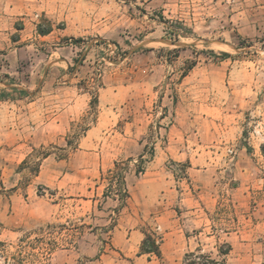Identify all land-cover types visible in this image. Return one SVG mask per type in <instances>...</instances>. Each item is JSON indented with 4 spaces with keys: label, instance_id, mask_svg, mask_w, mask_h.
Masks as SVG:
<instances>
[{
    "label": "rangeland",
    "instance_id": "rangeland-1",
    "mask_svg": "<svg viewBox=\"0 0 264 264\" xmlns=\"http://www.w3.org/2000/svg\"><path fill=\"white\" fill-rule=\"evenodd\" d=\"M39 28L50 31L41 34ZM21 34L43 50L34 48L24 52L22 60L14 61L16 54L8 53L18 46L15 41ZM224 52L229 56L223 57ZM65 73L80 77V86L93 96L88 113L75 121L69 133L73 140L96 118L100 88L131 85L140 96L130 105V116L142 109L141 95L148 94L144 113L153 131L148 133L149 144L142 156L117 162L111 173L100 179L97 176V186L105 187L100 189L101 195L85 197L93 201L58 195L54 185L34 188L39 195L47 194L46 199L32 201L34 209L51 210L49 203L61 199L63 205L0 240V264H55L50 260L52 253L70 247L71 237L103 234V224L116 222L119 209L130 196L128 170L133 167L138 175L145 173L159 127L165 139V128L173 123L187 126L191 117L201 113L207 116L203 140L209 145L217 144L219 132H213V125L219 126L224 118L240 126L238 143L251 148L248 142L254 136L264 149V0H0V79L10 85L0 84L1 107L16 113L24 110L32 97L27 88L39 89L41 77L47 75L56 83ZM228 104L225 116L218 106ZM178 110H184L185 115H178ZM23 118L16 115L13 120ZM60 149L49 144L35 148L20 162H4L9 153L0 145L3 188H20L22 195L46 156L54 152L66 156L68 152ZM227 152L228 156L236 153L232 147ZM168 166L177 168L174 162ZM108 195L117 201H109ZM223 202L231 218L228 205L232 202ZM3 228L0 225V235ZM79 245L83 249L88 246L84 242Z\"/></svg>",
    "mask_w": 264,
    "mask_h": 264
},
{
    "label": "crops",
    "instance_id": "crops-1",
    "mask_svg": "<svg viewBox=\"0 0 264 264\" xmlns=\"http://www.w3.org/2000/svg\"><path fill=\"white\" fill-rule=\"evenodd\" d=\"M37 36L48 39L47 35ZM27 39L21 34L15 41L18 46L9 50L8 55L16 54L14 61L22 60L24 52L34 48L43 50L32 38ZM50 79L49 75L41 77L37 90L27 88L32 97L18 113L0 103V145L9 153L4 162H20L35 148L49 144L68 152L65 157L56 152L46 156L22 195V189L6 190L0 182V225L4 226L0 240L63 205L61 199L49 203L51 210L34 209L32 201L47 195H39L34 188L54 185L58 195L93 201L85 197L99 196L105 187L97 186V176L100 179L102 174L111 173L117 162L139 157L149 144L150 121L144 113L148 94L141 95L142 109L132 117L130 105L140 96L133 87L103 86L98 93L96 118L73 140L69 133L75 121L88 113L93 96L80 86L81 78L76 74L59 77L56 83ZM1 83L10 86L6 79H0ZM229 107L220 105L218 109L226 116ZM183 112L178 110L177 114L184 116ZM16 115L24 118L13 120ZM207 121V116L199 113L187 126L173 123L164 129L165 139L159 127L145 173L138 175L133 167L126 173L130 196L119 209L116 222L104 223L103 234L71 237L70 247L52 253L50 260L55 264H185L187 254L206 252L218 264H264V183L259 184L264 181L262 141L253 136L248 142L251 148L238 143L240 126L223 118L219 126L211 128L219 132L217 144L209 145L203 140ZM189 130L194 133H187ZM231 147L236 151L234 156L227 154ZM170 162L177 168L170 169ZM81 195L84 197L79 199ZM106 198L117 201L109 195ZM225 200L232 202L228 205L231 218L223 207ZM147 235L156 240L158 254L142 250ZM81 242L88 244L86 249L79 245ZM222 248L228 251L223 253Z\"/></svg>",
    "mask_w": 264,
    "mask_h": 264
},
{
    "label": "trees",
    "instance_id": "trees-1",
    "mask_svg": "<svg viewBox=\"0 0 264 264\" xmlns=\"http://www.w3.org/2000/svg\"><path fill=\"white\" fill-rule=\"evenodd\" d=\"M49 31L50 30H44V29L39 28V32L41 34H47ZM227 56H229V53L224 52L223 57H227ZM190 68H192V66L189 67V69ZM123 179L124 178L122 177V174H121L120 180L122 183L124 182ZM142 250L146 251V252L153 251L157 254L159 253L158 244H157L156 240L150 235H147V237L145 238V240L142 244ZM227 251H228V249H226V250L222 249L221 250V252H223V253H226ZM197 258H200L199 263L197 262ZM196 262H197V264H218V261H216L210 254H207V253L191 252V253L187 254L185 264H195Z\"/></svg>",
    "mask_w": 264,
    "mask_h": 264
},
{
    "label": "built area",
    "instance_id": "built-area-1",
    "mask_svg": "<svg viewBox=\"0 0 264 264\" xmlns=\"http://www.w3.org/2000/svg\"><path fill=\"white\" fill-rule=\"evenodd\" d=\"M231 153H232V150H231ZM158 229H160V227H158ZM198 260H200V258H197Z\"/></svg>",
    "mask_w": 264,
    "mask_h": 264
}]
</instances>
